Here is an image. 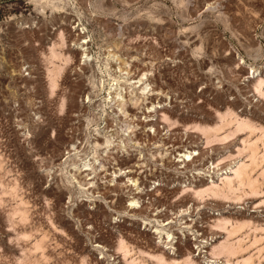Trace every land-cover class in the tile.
<instances>
[{"label":"rangeland","instance_id":"1","mask_svg":"<svg viewBox=\"0 0 264 264\" xmlns=\"http://www.w3.org/2000/svg\"><path fill=\"white\" fill-rule=\"evenodd\" d=\"M261 78L264 0H0V264H264Z\"/></svg>","mask_w":264,"mask_h":264},{"label":"bare ground","instance_id":"2","mask_svg":"<svg viewBox=\"0 0 264 264\" xmlns=\"http://www.w3.org/2000/svg\"><path fill=\"white\" fill-rule=\"evenodd\" d=\"M54 55H55V53H54ZM53 55V56H54ZM57 55V54H56ZM144 81H143V79H140L139 80V82H137V84H139V85H143L144 83H143ZM130 83V82H129ZM263 85H264V79L263 78H261L260 79V81H259V86H258V88H262L263 87ZM119 86V85H118ZM52 89L54 90L55 88H56V85H55V83H53V85H52ZM112 89V88H111ZM110 89V90H111ZM119 90V89H118ZM145 90H146V88H143L142 89V92L144 93L145 92ZM260 90L258 89V92H259ZM115 92V91H114ZM261 93H263V95H264V92H262V91H260ZM112 93V91L111 92H109V95ZM113 94V93H112ZM145 94V93H144ZM262 95V96H263ZM109 100H111V101H118V102H123L124 100H123V96L121 95V93H117L115 96L114 95H112V96H109ZM108 101V100H107ZM109 103V102H108ZM118 105V104H117ZM121 107V106H120ZM230 111V110H229ZM228 111V112H229ZM227 113V112H226ZM124 114V113H123ZM229 114H230V112H229ZM228 114V115H229ZM232 114V113H231ZM226 116H228L227 114H225ZM233 115V114H232ZM232 115H230V118L232 117ZM222 116H224V115H222ZM226 116L225 117H223L224 119L226 118ZM165 117V116H164ZM238 117V116H237ZM166 118V117H165ZM220 118V117H219ZM242 119V118H241ZM226 120H227V118H226ZM237 120V119H236ZM232 122V121H231ZM250 121L248 120V122H247V120H246V122L243 120H238V127H237V130H236V132H238L239 133V131H240V133H241V131H243V130H245V128H246V130H250V128H251V130H254V128L252 129V125L253 124H251V122L249 123ZM222 123V122H221ZM229 123V122H228ZM236 123V124H237ZM224 124V123H223ZM231 124V123H230ZM233 124V123H232ZM251 124V125H250ZM255 125V124H254ZM253 125V127H255ZM199 126V125H198ZM227 126V125H226ZM197 127V126H196ZM224 127H225V124H224ZM198 128V127H197ZM209 128V127H208ZM210 128H212V127H210ZM213 128H216L215 130H213L214 131V133H215V131L217 130V128L218 127H213ZM249 128V129H248ZM256 128V127H255ZM205 129H206V127H205ZM236 129V128H235ZM259 129V128H258ZM262 129V128H261ZM203 131H205L204 129H202ZM202 130H200V131H202ZM212 130V129H211ZM220 130V129H219ZM218 130V131H219ZM250 130V131H251ZM207 131V133H208V135L210 134L209 133V131L210 130H206ZM212 131V132H213ZM231 131V130H230ZM235 131V130H234ZM256 131H257V128H256ZM211 132V133H212ZM254 131H252V133H253ZM130 133V132H129ZM206 133V132H205ZM216 133H218L217 131H216ZM232 134V133H231ZM236 133H234L233 132V135H235ZM216 135V134H215ZM214 135V136H215ZM228 137L230 136V135H228V134H226ZM225 135V136H226ZM225 136H223V137H225ZM225 137V138H223V139H227L228 137ZM216 137V136H215ZM215 137H213V138H215ZM220 137V136H219ZM231 137H232V135H231ZM211 138H212V136H211ZM210 138V139H211ZM258 138V137H257ZM113 139H114V137H113V135H108V132H106V134H105V140H106V147H110V146H112V143H113ZM221 139H222V137H221ZM220 138H218V140H221ZM230 139V138H229ZM216 140V139H215ZM217 140V141H218ZM258 140H260V139H258ZM222 141V140H221ZM243 142H244V140H243ZM254 142V141H253ZM252 142V143H253ZM263 142V141H262ZM215 143V142H214ZM244 144H247L248 146H250V144H251V142H250V144L249 143H244ZM252 146H250L251 148H248V146H247V149H249V150H251L253 147H255L253 144H251ZM245 146V145H244ZM245 148V147H244ZM244 148H243V150H244ZM246 149V150H247ZM240 152H242V149L240 148ZM247 152H248V150H247ZM250 152V151H249ZM248 152V153H249ZM188 152H186V154H183V155H181L180 157L181 158H190V154H187ZM241 154V153H240ZM252 156V157H251ZM251 158L253 159L252 161H255V160H257V159H255L257 156H256V153L253 151V153L251 154ZM252 164V163H251ZM249 165V164H248ZM246 169H247V164H244V162L242 163V164H240V166L237 168V169H235L234 171H232L231 173H229V175H231V176H226L225 178H223V179H221V184H223V185H225L224 186V188L223 187H221L220 185H217V184H212V185H210L209 187H207V189H205V191H198L197 193H196V195H202L203 193H211L215 198H229V195L230 194H233V195H235L236 194V192L237 191H239V190H241L240 188L238 189V188H236L235 187V185H234V182L236 181V180H238V183H239V185H240V187L241 186H243V187H245L244 185L246 184V181H245V175H246ZM83 170H85V171H97V169L95 168V163H86L85 165H84V167H83ZM130 171H124V172H121V174L119 175V176H122V175H124V174H127V173H129ZM249 172V171H248ZM264 173V172H263ZM92 175V174H91ZM118 177V176H117ZM262 177H264V176H262ZM256 179V178H255ZM254 180V179H253ZM128 181H131V184L132 185H136V181H134V180H131L130 178H129V180ZM255 181V180H254ZM257 181V180H256ZM250 182V181H249ZM251 184H252V182H251ZM254 184V183H253ZM239 187V186H238ZM201 190V189H200ZM257 194V193H256ZM255 195V194H254ZM237 196V195H236ZM200 197H202V196H200ZM205 197V196H204ZM231 198V197H230ZM134 201V200H133ZM132 203H134L135 204V202H132ZM224 221H226V219L224 220ZM250 223V222H249ZM221 224V223H220ZM241 224V223H240ZM243 224V223H242ZM218 225V224H217ZM217 227V226H216ZM215 227V228H216ZM222 227H223V225H222ZM232 227V226H231ZM234 227V226H233ZM233 227H232V230H233ZM240 227V226H239ZM219 228V227H218ZM217 229V228H216ZM224 229V228H223ZM232 230H231V233H232ZM235 230H236V228L234 229V232H235ZM230 231V230H229ZM230 233V234H231ZM232 235V234H231ZM169 237V236H168ZM225 241V240H224ZM237 241V240H236ZM235 242V241H234ZM123 243V242H122ZM231 243V242H230ZM230 243H222V245H218L219 247H216V249H215V251L213 252V254L215 255L214 257H220V256H222V255H227V256H232V255H234L235 256V254L237 253V251H238V247H236V242H235V244H230ZM238 243H240V241L238 240ZM122 245V244H121ZM38 246V245H37ZM124 248V247H123ZM121 249H122V247H121ZM126 249V248H125ZM242 249V248H241ZM239 250H240V247H239ZM128 253V252H127ZM125 255V254H124ZM127 255V254H126ZM126 257V256H125ZM157 257V256H156ZM155 257V258H156ZM152 258V257H151ZM157 259V258H156ZM158 259H160L159 261H160V264H162V263H164V262H166L165 261V259H164V257H158ZM245 259H247V258H245ZM186 260H188V259H186ZM191 260V259H190ZM248 260H249V257H248ZM158 261V260H157ZM232 261V260H231ZM243 261V260H242ZM250 262H251V260H249ZM249 261H247L248 263H249ZM228 262H230V261H228ZM227 262V263H228ZM239 262H240V260H239ZM244 262H246V261H244ZM243 262V263H244ZM185 263V262H184ZM188 263H191V261L190 262H188ZM213 263V262H212ZM226 263V264H227ZM238 263V262H237ZM236 263V264H237ZM134 264V263H133ZM165 264H167V263H165ZM195 264V263H194ZM244 264H246V263H244Z\"/></svg>","mask_w":264,"mask_h":264}]
</instances>
